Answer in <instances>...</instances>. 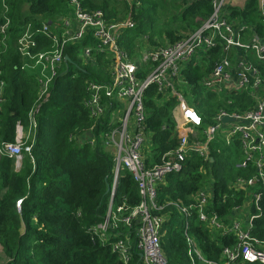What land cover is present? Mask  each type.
<instances>
[{
	"label": "trees",
	"instance_id": "obj_1",
	"mask_svg": "<svg viewBox=\"0 0 264 264\" xmlns=\"http://www.w3.org/2000/svg\"><path fill=\"white\" fill-rule=\"evenodd\" d=\"M70 1L0 0V24L6 18L11 22L7 34L0 37V81L5 85L0 111V143H15L17 124L27 126L31 111L40 102L38 74L26 68L27 62L19 52L18 42L27 27L33 26L38 42L34 52L49 49V40L36 30L43 21L63 14ZM113 1L117 2L83 0V6L88 10H102L110 20L118 21L111 13ZM161 1L138 0L139 5L134 3L133 8L126 3L137 23V31L143 28V19L154 28L149 36L154 46L158 45L156 36L162 44H167L192 33L214 11L210 0H192L180 13L164 18L157 11ZM227 11L230 21L248 26L244 32L245 39L252 35V31L264 38V21L258 0H250L244 9L230 7ZM185 31L187 33L182 34ZM133 41L131 38L124 42L132 54L135 53ZM80 49L79 46L67 48L70 62H66L54 81L48 100L40 107L32 157L25 155L20 170H16L12 158L0 156V246L3 249L0 263L122 264L110 246L102 245L90 234V229L102 223L107 216L115 163L112 151L104 146L101 137L106 130L105 125H99L95 131L94 147L83 140L85 131L93 125L84 107L86 82L107 83L109 77L103 70V55H97V67L84 66L79 57ZM210 54V59L204 60L202 65L191 62L182 72V91L189 104L201 115L203 128L215 124L221 110L245 112L255 104L251 90L223 96L205 90L202 79L211 71L223 50L218 46ZM243 55L264 76V63L251 52H243ZM139 77L145 78L146 72H140ZM144 102L151 150L146 164L153 166L179 143L173 117L178 100L173 96L163 97L157 86L152 85L145 93ZM74 134L78 139H71ZM211 155L212 163L196 155L189 157L180 173L166 177L159 188V199L161 203L181 200L189 205L199 190L207 187L213 192L209 211L229 222L233 218V208L241 204L246 195L244 191L230 190L229 186L240 177H255L257 167L253 162L244 167L245 157L239 141L228 146L221 135L213 143ZM251 190L263 193L262 214L254 221L251 235L264 241V191L259 185ZM139 203L138 183L129 171H122L114 208L125 204L126 213H129ZM166 213L163 248L169 261L172 264H192L183 236L185 219L174 206L168 207ZM190 230L204 256L219 264L223 261V248L236 242L234 236L213 235L196 215L191 220ZM138 259L137 253L135 262Z\"/></svg>",
	"mask_w": 264,
	"mask_h": 264
},
{
	"label": "built area",
	"instance_id": "obj_2",
	"mask_svg": "<svg viewBox=\"0 0 264 264\" xmlns=\"http://www.w3.org/2000/svg\"><path fill=\"white\" fill-rule=\"evenodd\" d=\"M130 1V0H129ZM212 15L201 26L187 33L174 43L150 46V37L142 39L139 56L132 54L122 41L125 32L137 27L130 12L125 20L112 21L102 10H88L83 0H71L74 13L69 17H57L43 21L36 31L47 38L50 48L35 53L38 42L33 26H28L18 42V49L25 58L26 68L38 75L39 104L30 113L29 123H18L15 143H0V156H8L20 170L25 155L32 157L38 123L37 114L43 102L48 100L51 88L66 64L68 47H81L79 57L84 66L97 67V55H103V70L109 82H86L87 97L84 107L93 125L85 131L83 140L95 146V131L105 125L101 134L104 146L114 158V176L111 199L106 218L92 227L90 234L104 246H110L122 264H172L163 248L164 227L168 219L166 209L174 206L185 219L183 236L192 264H219L208 260L191 233L194 215L213 235L234 236L236 242L223 248L220 264H264V241L251 235L254 221L262 214L263 193L251 190L256 186L264 191V76L261 70L247 59L243 52H251L264 63V38L256 32L245 39L248 26L228 19V6L232 0H210ZM131 8L138 0H131ZM260 15L264 21V0H258ZM10 20L0 24V37L7 34ZM221 47L223 54L211 71L202 79L207 91L241 93L252 91L254 106L245 112L229 113L221 110L216 123L203 128L201 115L185 99L182 72L187 64L195 65L210 59L211 51ZM140 47V46H139ZM102 65V64H101ZM146 72L145 78L139 73ZM2 71L0 69V76ZM155 85L159 94L176 97L174 109L175 130L179 133L177 147L166 153L160 163L146 164L151 154L150 132L146 122L145 93ZM4 82L0 81V111ZM234 117L235 122L224 124V117ZM223 136L228 146L239 141L246 167L253 162L257 175L250 179L238 178L229 189L246 192L241 204L233 208V218L225 222L215 212H210L213 192L204 187L189 205L181 200L161 203L159 188L170 174L180 173L189 157L199 156L213 162L212 145ZM71 139H78L74 134ZM129 171L138 183L140 203L129 213L125 204L114 208V200L122 171ZM226 195H224V198ZM21 201L18 209L21 210ZM139 259L135 262L136 254Z\"/></svg>",
	"mask_w": 264,
	"mask_h": 264
},
{
	"label": "rangeland",
	"instance_id": "obj_3",
	"mask_svg": "<svg viewBox=\"0 0 264 264\" xmlns=\"http://www.w3.org/2000/svg\"><path fill=\"white\" fill-rule=\"evenodd\" d=\"M131 1V0H130ZM129 0H117L112 2V6L115 7V11L113 12L114 15H116L118 20H125L126 18H129L130 16V8H127L126 3L128 4L130 2ZM116 4V6H115ZM186 1L185 0H162L157 8L158 13L163 14V17L171 16L172 14H178L181 12L183 7H185ZM164 6V7H163ZM70 16L74 13V8L69 5L68 7ZM143 19V18H142ZM144 19L142 20L143 28L141 31H137V29L130 30L125 32L122 41H128L131 38L134 39V52H136V56H139L142 51V45L143 41L142 39L146 36H150V34L154 31V28H151V26L146 23ZM137 24V23H136ZM187 31L183 32L182 34H185ZM155 41H157L158 45H163L162 42L159 40V38L156 36ZM166 42H169L168 40ZM140 46V47H139ZM150 46L152 44L150 43ZM183 92V91H182ZM185 99H187V96L185 95ZM188 100V99H187ZM174 116V112H173ZM17 170V169H16ZM0 254H3V249L0 247ZM0 264H3L2 262Z\"/></svg>",
	"mask_w": 264,
	"mask_h": 264
},
{
	"label": "crops",
	"instance_id": "obj_4",
	"mask_svg": "<svg viewBox=\"0 0 264 264\" xmlns=\"http://www.w3.org/2000/svg\"><path fill=\"white\" fill-rule=\"evenodd\" d=\"M186 1V4L185 5H187L188 3H190L192 0H185ZM250 2V0H232L231 1V3H230V5L228 6V8H230V7H232V8H238V9H244L246 6H247V4ZM69 7V6H68ZM66 8L67 10L63 13V14H61V15H59L60 17H62V16H64V17H69L70 16V13H69V8ZM115 11V7H112V9H111V13H113ZM131 11V10H130ZM58 16V17H59ZM72 16V15H71ZM241 24H243V23H241ZM187 33V32H186ZM249 37V36H248ZM264 91V90H263ZM262 91V92H263ZM224 94H228V93H222L221 95L223 96ZM262 94V93H261ZM263 95V94H262ZM1 247V246H0ZM2 248V247H1Z\"/></svg>",
	"mask_w": 264,
	"mask_h": 264
},
{
	"label": "water",
	"instance_id": "obj_5",
	"mask_svg": "<svg viewBox=\"0 0 264 264\" xmlns=\"http://www.w3.org/2000/svg\"><path fill=\"white\" fill-rule=\"evenodd\" d=\"M66 62L68 63V62H70V59H69V57L68 56H66ZM222 122L224 123V124H228V123H230V122H235V118L234 117H230V116H227V117H224L223 119H222Z\"/></svg>",
	"mask_w": 264,
	"mask_h": 264
}]
</instances>
